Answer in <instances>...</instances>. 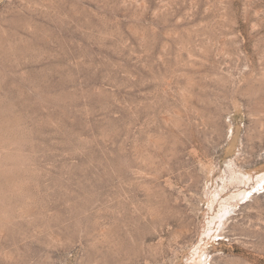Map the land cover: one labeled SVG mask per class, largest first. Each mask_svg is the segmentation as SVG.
<instances>
[{
  "label": "rangeland",
  "instance_id": "rangeland-1",
  "mask_svg": "<svg viewBox=\"0 0 264 264\" xmlns=\"http://www.w3.org/2000/svg\"><path fill=\"white\" fill-rule=\"evenodd\" d=\"M261 177L264 0H0V264H264Z\"/></svg>",
  "mask_w": 264,
  "mask_h": 264
},
{
  "label": "bare ground",
  "instance_id": "bare-ground-1",
  "mask_svg": "<svg viewBox=\"0 0 264 264\" xmlns=\"http://www.w3.org/2000/svg\"><path fill=\"white\" fill-rule=\"evenodd\" d=\"M248 176L250 177L251 174H249ZM262 179H264V177H263V178L261 177V178L258 180V182H262Z\"/></svg>",
  "mask_w": 264,
  "mask_h": 264
}]
</instances>
